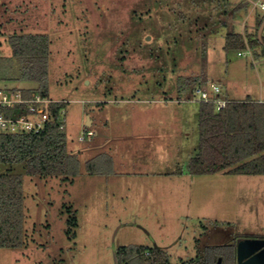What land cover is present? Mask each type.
<instances>
[{"label": "rangeland", "instance_id": "rangeland-1", "mask_svg": "<svg viewBox=\"0 0 264 264\" xmlns=\"http://www.w3.org/2000/svg\"><path fill=\"white\" fill-rule=\"evenodd\" d=\"M256 1L0 0L1 56H11V35L48 38L47 97L63 102L67 150L80 163L69 180L0 164L23 174L25 238L0 248V264H118L134 245L167 253L168 264H236L239 242L264 240V175L191 176L185 165L199 144L200 103L185 101L194 86L264 100V57L224 49V23L232 15L244 33L264 12ZM4 86L40 92L23 80Z\"/></svg>", "mask_w": 264, "mask_h": 264}, {"label": "trees", "instance_id": "trees-1", "mask_svg": "<svg viewBox=\"0 0 264 264\" xmlns=\"http://www.w3.org/2000/svg\"><path fill=\"white\" fill-rule=\"evenodd\" d=\"M263 19L264 12L256 17L252 31L246 28L244 33L228 30L224 37L225 51L248 47L253 50L255 58L264 57V28L260 36L257 34ZM224 25L228 27L226 22ZM8 42L11 56L0 55V83L16 80L32 82L39 85L41 94L47 96V36L14 34ZM255 48L260 50L256 51ZM21 90L25 97L33 92L31 89ZM61 108L63 102L51 105L55 117ZM198 129V149L188 167L191 175L220 172L226 175H264V101L249 98L242 101L227 100L221 109H216L211 102L200 103ZM0 164L19 165L22 173L28 176L61 177L63 180H69L80 172L78 157L68 152L65 129H60L56 120L38 134H0ZM95 164L93 160L88 161L86 171L94 174ZM22 173H0V248L24 246ZM146 251L148 255H145ZM168 258V254L161 250H147L134 245L120 250L117 259L118 264H168ZM187 264L223 262L208 257L207 260H192Z\"/></svg>", "mask_w": 264, "mask_h": 264}, {"label": "built area", "instance_id": "built-area-1", "mask_svg": "<svg viewBox=\"0 0 264 264\" xmlns=\"http://www.w3.org/2000/svg\"><path fill=\"white\" fill-rule=\"evenodd\" d=\"M255 6L264 10V3L260 0L255 2ZM185 101L211 102L216 109L223 108L227 103L221 97V88L217 83L193 87L191 95ZM58 102L61 101L52 100L40 92L33 91L25 97L21 89L0 87V134H38L54 120L58 122L60 129H65L63 108L58 110L57 117L51 111V105ZM92 136L91 131H86L78 140L84 141ZM148 254L146 251L145 255Z\"/></svg>", "mask_w": 264, "mask_h": 264}, {"label": "water", "instance_id": "water-1", "mask_svg": "<svg viewBox=\"0 0 264 264\" xmlns=\"http://www.w3.org/2000/svg\"><path fill=\"white\" fill-rule=\"evenodd\" d=\"M263 28L264 19L258 29V36ZM87 124H90L88 118ZM236 253V264H264V240L244 239L237 244Z\"/></svg>", "mask_w": 264, "mask_h": 264}, {"label": "crops", "instance_id": "crops-1", "mask_svg": "<svg viewBox=\"0 0 264 264\" xmlns=\"http://www.w3.org/2000/svg\"><path fill=\"white\" fill-rule=\"evenodd\" d=\"M263 3H264V0L262 1ZM254 7H255V9H259L261 12H263L264 10H261L260 8H258V7H256L255 6V4H254ZM260 15V14H259ZM258 14H256V16H254V19L248 24V22H246V23H244V25L242 24V27H243V29H249L250 31H252L253 30V28H254V24H255V21H256V17L257 16H259ZM248 16H249V14H248ZM247 16V19L249 20V17ZM228 28H229V31L232 29L233 30V27H232V15H231V18H230V20H229V22H228ZM179 90V92L182 90V88L181 87H179L178 88ZM193 89V88H192ZM192 92V91H191ZM191 95V94H190ZM222 96V95H221ZM222 98H224V99H227V100H230V98H228L227 96H222ZM234 101V100H233ZM264 101V100H263ZM259 102H261V101H259ZM197 118V120L195 121V119L194 118ZM194 118L192 117V120H194L195 121V123L198 125V112H197V116H194ZM199 130V129H198ZM185 136H189V133H187ZM196 148L192 151V152H189V154L187 155V156H189V158L186 160L187 162V164H185L186 165V171L188 170V167H189V162H190V159L194 156V154L196 153ZM190 174V173H189ZM191 175V174H190ZM191 176H194V175H191ZM246 239V238H245ZM249 239V238H248Z\"/></svg>", "mask_w": 264, "mask_h": 264}]
</instances>
